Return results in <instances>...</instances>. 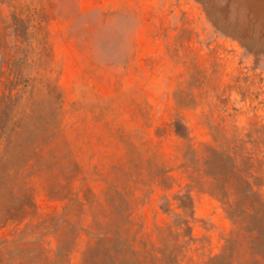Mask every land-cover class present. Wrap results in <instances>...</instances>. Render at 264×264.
<instances>
[{"label": "rangeland", "instance_id": "374dc122", "mask_svg": "<svg viewBox=\"0 0 264 264\" xmlns=\"http://www.w3.org/2000/svg\"><path fill=\"white\" fill-rule=\"evenodd\" d=\"M0 264H264V0H0Z\"/></svg>", "mask_w": 264, "mask_h": 264}]
</instances>
